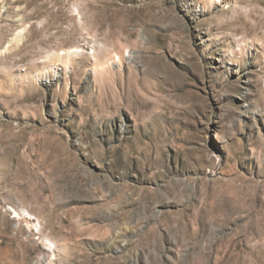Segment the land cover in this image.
I'll use <instances>...</instances> for the list:
<instances>
[{
  "label": "rangeland",
  "instance_id": "rangeland-1",
  "mask_svg": "<svg viewBox=\"0 0 264 264\" xmlns=\"http://www.w3.org/2000/svg\"><path fill=\"white\" fill-rule=\"evenodd\" d=\"M0 264H264V0H0Z\"/></svg>",
  "mask_w": 264,
  "mask_h": 264
}]
</instances>
